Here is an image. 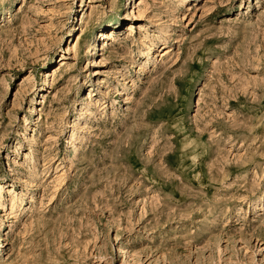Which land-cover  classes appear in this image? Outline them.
Masks as SVG:
<instances>
[{
  "label": "rangeland",
  "instance_id": "obj_1",
  "mask_svg": "<svg viewBox=\"0 0 264 264\" xmlns=\"http://www.w3.org/2000/svg\"><path fill=\"white\" fill-rule=\"evenodd\" d=\"M0 264H264V0H0Z\"/></svg>",
  "mask_w": 264,
  "mask_h": 264
},
{
  "label": "bare ground",
  "instance_id": "obj_2",
  "mask_svg": "<svg viewBox=\"0 0 264 264\" xmlns=\"http://www.w3.org/2000/svg\"><path fill=\"white\" fill-rule=\"evenodd\" d=\"M99 49V48H98ZM95 62V61H94ZM32 78V77H31Z\"/></svg>",
  "mask_w": 264,
  "mask_h": 264
}]
</instances>
